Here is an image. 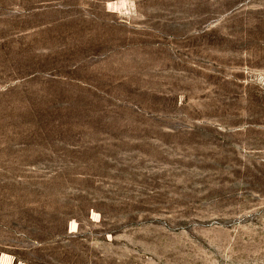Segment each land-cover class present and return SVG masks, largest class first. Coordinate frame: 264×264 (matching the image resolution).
I'll use <instances>...</instances> for the list:
<instances>
[{
  "label": "rangeland",
  "instance_id": "1",
  "mask_svg": "<svg viewBox=\"0 0 264 264\" xmlns=\"http://www.w3.org/2000/svg\"><path fill=\"white\" fill-rule=\"evenodd\" d=\"M0 264H264V0H0Z\"/></svg>",
  "mask_w": 264,
  "mask_h": 264
}]
</instances>
